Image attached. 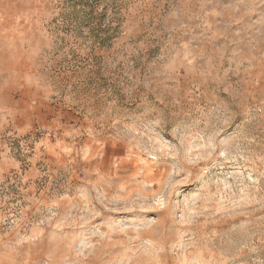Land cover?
Segmentation results:
<instances>
[{"label":"rangeland","instance_id":"obj_1","mask_svg":"<svg viewBox=\"0 0 264 264\" xmlns=\"http://www.w3.org/2000/svg\"><path fill=\"white\" fill-rule=\"evenodd\" d=\"M96 2L0 0V264H264V0Z\"/></svg>","mask_w":264,"mask_h":264},{"label":"trees","instance_id":"obj_2","mask_svg":"<svg viewBox=\"0 0 264 264\" xmlns=\"http://www.w3.org/2000/svg\"><path fill=\"white\" fill-rule=\"evenodd\" d=\"M54 1L59 13L58 22L53 20L48 24L52 36L61 42L68 37L79 39L72 43L73 46H80L87 40L98 47L109 44L114 28L101 22L103 13H98L96 0Z\"/></svg>","mask_w":264,"mask_h":264}]
</instances>
